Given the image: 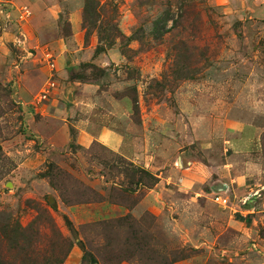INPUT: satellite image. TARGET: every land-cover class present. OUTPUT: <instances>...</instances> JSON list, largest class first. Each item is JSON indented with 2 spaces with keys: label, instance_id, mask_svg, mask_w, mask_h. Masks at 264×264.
<instances>
[{
  "label": "rangeland",
  "instance_id": "374dc122",
  "mask_svg": "<svg viewBox=\"0 0 264 264\" xmlns=\"http://www.w3.org/2000/svg\"><path fill=\"white\" fill-rule=\"evenodd\" d=\"M15 23L26 37L0 49L1 259L18 254L3 230L37 220L25 264L51 237L66 264L76 245L98 264H264V0H0V37ZM49 53L55 88L38 102ZM104 130L128 158L78 142ZM181 152L213 176L188 216L106 217ZM253 166L213 202L220 168Z\"/></svg>",
  "mask_w": 264,
  "mask_h": 264
},
{
  "label": "crops",
  "instance_id": "0c3cea01",
  "mask_svg": "<svg viewBox=\"0 0 264 264\" xmlns=\"http://www.w3.org/2000/svg\"><path fill=\"white\" fill-rule=\"evenodd\" d=\"M13 15H15V12ZM15 26L17 27L16 33H7L0 37V49L10 40L14 41V43L18 40L23 42L20 36L26 37V33L20 25L15 23ZM95 141L106 144L113 151H118L128 158L129 154L126 152L125 139L115 132L104 130L98 136L88 135V133H81L78 136V142L84 146H90ZM134 160L139 162V160L133 158L132 161ZM21 165L25 166V161ZM168 165V167H165L164 172H152L159 176L161 181L153 189H150L131 210L123 209L122 206L117 204H109L110 207L106 210V217H112L117 214H121L122 216L123 213L139 216L146 211L156 215H163L166 212L176 213L179 215V221L182 217L188 216L192 209L197 208V205L201 201L200 198L205 192L204 188L206 185L213 180L212 173L206 171L195 161L188 159L184 152L179 153L174 158L173 163L171 159ZM251 168H253L251 172L246 169L245 172H240L236 169L226 170V168H220L218 171L220 176L218 181L223 183V186L218 191H215L214 196L216 193L221 195V197L224 196L230 190V185L236 184V187L240 188L241 184H247L250 176L256 173V168L254 166ZM257 169H259L258 166ZM258 171L261 172V168ZM205 194L207 193L205 192ZM173 220L177 221V219ZM71 257L73 258L72 264L81 263L82 250L77 245L73 248L70 259H72Z\"/></svg>",
  "mask_w": 264,
  "mask_h": 264
},
{
  "label": "trees",
  "instance_id": "16d2710c",
  "mask_svg": "<svg viewBox=\"0 0 264 264\" xmlns=\"http://www.w3.org/2000/svg\"><path fill=\"white\" fill-rule=\"evenodd\" d=\"M145 175H148L147 172L143 171ZM150 178H154L152 175H148ZM157 184V183H156ZM155 184V185H156ZM122 221V220H121ZM39 221L34 220L32 224L24 230L15 229L12 232L8 231V227L4 229L1 234V237L4 238L9 245L13 246L18 252L14 256V259L7 263L5 259L0 258V264H16L17 262H20V264H25V257L27 255L26 252L31 251V248H33L34 243L36 242V239L38 238L39 230H36V225ZM54 231V230H52ZM9 233V236H8ZM57 235V233H55ZM59 240V239H58ZM49 251H47L44 254L43 257V264H66V261L62 258L61 253L58 251L59 243L53 238H49ZM71 252L72 248L74 247L73 244L69 245ZM83 248V247H82ZM11 249V248H10ZM56 250L59 252H56ZM84 251L83 260L84 262L88 260L90 264H98V261L93 258V255L90 253H87L84 248L82 249ZM25 257V258H24ZM89 258V259H87ZM19 259V261H17Z\"/></svg>",
  "mask_w": 264,
  "mask_h": 264
},
{
  "label": "built area",
  "instance_id": "2783aa9c",
  "mask_svg": "<svg viewBox=\"0 0 264 264\" xmlns=\"http://www.w3.org/2000/svg\"><path fill=\"white\" fill-rule=\"evenodd\" d=\"M24 17L27 18L31 15V13L28 10H25V12L23 13ZM24 21V20H23ZM48 59V65L50 67V71H51V79L48 82L47 86L45 87V89L42 91V93L38 96V102H42L44 100H46L50 95L52 90L55 88V83L53 82V73L55 70V62L53 57H51L50 53L47 55ZM213 200L216 204L218 205H222V206H227V200L224 199L223 197H221V195H219L218 193H216L215 196H213Z\"/></svg>",
  "mask_w": 264,
  "mask_h": 264
}]
</instances>
